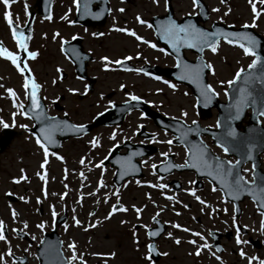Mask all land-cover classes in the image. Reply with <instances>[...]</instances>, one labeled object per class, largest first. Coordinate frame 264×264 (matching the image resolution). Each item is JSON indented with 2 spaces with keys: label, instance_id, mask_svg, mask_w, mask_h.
I'll return each mask as SVG.
<instances>
[{
  "label": "flooded vegetation",
  "instance_id": "obj_1",
  "mask_svg": "<svg viewBox=\"0 0 264 264\" xmlns=\"http://www.w3.org/2000/svg\"><path fill=\"white\" fill-rule=\"evenodd\" d=\"M161 1L160 5L159 0H76L75 3L74 0H15L10 3L8 11L14 26H29V51L32 50L31 42L35 28L56 20L57 25L52 28L51 35L60 41V51L61 46L63 47L62 41H69L78 36L82 39L84 49L88 51L83 56L89 54L93 61L95 55L86 47L88 40H111L115 34L136 40L126 32L117 31L123 28L134 31L142 38V32L147 31L148 35L143 40L148 39L152 44V22L158 18L162 21L163 16L170 15V19L177 24L186 14L193 15L198 20L204 17L197 15L195 7L192 12L179 15L176 8L178 1L167 0V5L165 0ZM159 7L163 10L159 11ZM4 11V6L0 3V46L16 54V43L3 19ZM137 16L146 23H139ZM210 16L212 17L211 13ZM211 21L213 20L201 24L208 27ZM227 23L237 26L233 22ZM62 27L73 30L69 35H62ZM67 50L74 54L71 49ZM148 51H154V48L150 47ZM142 57L136 53L132 56H120L115 58L113 64L116 60H129L134 64L156 63L150 59L141 61ZM0 67L3 68V72L0 71V84L3 85L6 100L11 102L6 91L8 82L2 79L3 76L9 79L14 76V66L0 57ZM109 67L111 69V63ZM52 107L64 112L61 105L59 109L55 108L59 107L58 104H52ZM93 116L90 120L79 123L90 122ZM153 131L149 142L156 149L154 153L141 158L142 175L124 180L120 184H114L111 177L108 183L98 187L101 193L89 191L100 197L98 200L93 199L89 205L79 203L75 208L73 205H64L57 210L56 206H53L52 210L47 212L46 195L42 201H25L17 197L10 200L5 196L10 205H6V212L5 205L0 206V221L3 222L6 237L5 240H0V254L10 250L11 255H5L4 264H67L73 251L76 253V259L72 264H248V258L252 256L258 258L252 264L264 260L260 253L264 250V228L261 226V219L264 220V217L259 216L257 219L244 216L246 211L243 201L239 212L232 202L224 199L213 182L198 176L192 169L181 170L173 167L161 176L152 165L157 166L167 158L174 165L181 164L186 158V148L176 143L166 132L158 129ZM157 132L167 134L166 141L171 140L172 143L163 144L158 141ZM203 139L215 153L218 151L209 137L203 136ZM162 153H168L167 157ZM159 184L166 187H155ZM96 186L98 185L94 187ZM196 197L205 203L201 204ZM58 203L57 201L56 205ZM19 204L23 210L14 209ZM113 205H116L117 209L123 206L127 210L114 211L109 217L108 213L112 211ZM135 209H140L139 216ZM13 212L16 213L15 217ZM41 224L43 227H38ZM173 224L180 227L173 228ZM73 230L76 231L73 233ZM149 232H155L156 235L150 236ZM193 232L200 233L204 239L193 236ZM168 233L172 235L169 236ZM237 234L241 241L247 243L237 244ZM176 239H179V244L175 243ZM189 240L196 243L190 244ZM205 242L210 247L202 249L198 256L195 255V249ZM70 243L74 244V249L68 247ZM148 245L153 247L151 253L148 252ZM38 248L40 258L37 255ZM217 248L220 251H217ZM241 251L246 254L243 258L239 254ZM146 255L150 258L146 259ZM217 256L219 260L216 259Z\"/></svg>",
  "mask_w": 264,
  "mask_h": 264
},
{
  "label": "rangeland",
  "instance_id": "obj_2",
  "mask_svg": "<svg viewBox=\"0 0 264 264\" xmlns=\"http://www.w3.org/2000/svg\"><path fill=\"white\" fill-rule=\"evenodd\" d=\"M159 1L161 5L162 1ZM175 1H178L176 8L179 15L192 12L194 9L190 0ZM206 3L211 9V19H221L225 22H234L237 25L252 23L249 0H225L223 2L206 0ZM157 9L163 10L162 7ZM213 9H217V11H213ZM257 9H261L259 3H257ZM55 21L35 28L31 51L36 52L37 55L34 59L26 60L28 67L35 74L41 86L42 98L51 114L62 113L52 107V102L57 100L63 106L62 111L71 120L78 123L84 122L90 120L110 102H120L128 98L129 95H137L166 116L187 121L200 120L196 113L195 99L184 85L165 78L156 79L133 72L110 69L109 64L113 65L115 58L132 56L133 53L142 55L141 61L150 59L160 65L171 62L166 54L159 53V48L155 43L152 42L156 46L154 51H148L149 44L130 37L125 39L117 34L111 40L104 38L88 40L86 47L90 48V51L95 55L94 60L89 64V70L97 80L94 91L86 98L78 99L76 94L84 91L85 84L74 77L72 65L60 52V41L51 35L52 28L57 25ZM255 24L256 26L253 28L264 36V12H261ZM72 30L62 27V35H69ZM142 35L143 38L147 37L148 32L144 31ZM102 57H106L110 62L107 70ZM251 58V56L244 55L241 47L225 43L219 44L215 52L206 54L208 64L212 65L208 81L219 99H225L227 81L233 79L235 72L246 67ZM59 68L68 73L64 80L59 78ZM0 71L3 72L2 67H0ZM1 74L3 76V73ZM2 80L8 82V84L6 83L7 88H11L15 96L11 97L12 102L6 100L3 85L0 84V118L16 131L10 144L0 153V206L5 205V212L6 205H10L5 198L6 192L14 193L18 199L25 201H42L46 197L49 202V204L46 203L47 212L52 210L53 206H56V210L64 205H73L75 208L79 203L89 205V202L100 199L89 191L95 190L98 191L97 193H101L98 186L94 187L95 184L98 185L100 181L106 184L113 175V170L110 167L100 165L107 151L116 142L123 139H134V132L141 124L146 125L149 130H154L151 123L139 112H132L121 127L99 126L81 138H69L56 153L48 151V160L42 169L40 165L44 161L43 149L39 148L34 138L29 135L27 127L31 126V123L23 117L20 110L21 104L26 101L22 76L14 66V76L11 79L3 76ZM169 83L174 84L175 89L170 88ZM121 85L124 87L121 88ZM182 112L186 115H181ZM215 114L216 112L213 110L211 116H204L202 123L214 124ZM21 125L25 127H21ZM157 134V140L166 144L164 141H166L167 134L163 132H157ZM94 139L98 141L96 147L90 143ZM57 156L62 159H57ZM81 159L84 160L83 164L80 163ZM21 169H23V173H21ZM37 173L45 175V180H40ZM22 174L25 179L14 183L13 180L19 179ZM57 201L59 203L56 205ZM243 206L246 211L244 216L259 218V213L251 202H244ZM14 209L23 210L20 204ZM74 231L76 230H73V233ZM260 253L264 256V250Z\"/></svg>",
  "mask_w": 264,
  "mask_h": 264
},
{
  "label": "snow or ice",
  "instance_id": "obj_3",
  "mask_svg": "<svg viewBox=\"0 0 264 264\" xmlns=\"http://www.w3.org/2000/svg\"><path fill=\"white\" fill-rule=\"evenodd\" d=\"M13 2H15V0H0V3L3 4L4 9H5V11L3 12V19L8 24V27L11 30V35H12L13 40L16 43L17 49L24 51L28 58L34 59L36 57L37 53L32 52V51H28L27 50V44L25 43V41L29 37L24 36L23 33H20L19 35L17 34L16 27L14 26L13 20L11 19V14L8 11L10 3H13ZM75 2H76V0H74V3ZM154 2H156V0H154ZM221 2H223V0H221ZM165 3L167 5V0H165ZM257 3H259L260 5H264V0H249V4L251 7V11H252V23L250 25H245L244 27H255L256 26V24H255L256 19L261 15V12H264V8H261L260 10L257 9ZM192 4H193V7H197L198 6V0H192ZM119 11H123V9H119ZM213 11H217V9H213ZM136 19L141 24L146 23L139 16H137ZM148 27H151V25H148ZM117 31L126 32L127 35L133 36L137 41H142L143 43L149 44V47H153V48L156 47L154 44H150L148 41H144L143 38L140 37L139 35H137L134 31L126 30L123 28L117 29ZM209 35H210L209 33L203 32L191 24L178 25L172 20H169L167 22V24L164 25L161 29V38L165 39L168 42L169 47H171L174 51H177L178 48L182 45H186L188 48H194V47H197L198 45H201V46H207L211 49L212 52H215L217 49V46L215 43L210 42ZM216 35H218V33H212L211 34V36H213V37ZM220 35H224L225 40L228 43H235L237 41H246V43H239L238 44V46L242 48L244 55H246V56H255L256 55L255 54V48L258 44V41H257L255 36L250 35L248 33H227V34H220ZM228 37H234L236 39L235 40H229ZM53 38L55 39V36ZM62 44H63V41H62ZM160 51H163V49H160ZM0 57L10 61L11 64L17 68V71L20 72L22 76L24 75L25 71L28 70L27 64H24L23 67H20L18 65V61L20 60V56L18 54H14L13 52L7 50L6 48H4L2 46H0ZM124 59H131V57H124ZM102 60L105 61L104 67L107 70L108 64L110 62L107 60L106 57H102ZM258 60H259V57L252 59L251 63H249V65H248V68L253 69L254 67H256ZM114 63L115 64H121L122 61L116 60ZM177 66H181V62H180L178 57H177ZM203 67H206L209 70L212 69L211 64H207V65H203V66L198 64L195 67L188 65V64H183V73L178 78L180 80L188 79V80H190V82L195 83L197 85V87L200 89V94L204 98L205 103L207 104L208 102L211 101L212 95H215V92L213 91V89L210 85L200 83V76H201V71H202ZM58 71H59V69H58ZM145 75H147V73H145ZM29 76H30V73H29ZM240 76H241V70H238L236 72L233 80L227 81V83L229 85H232L235 82V80L237 78H239ZM155 78L160 79L159 77H155ZM165 83H168V82L165 81ZM22 86L26 90V92H25L26 97L28 95L27 89L30 87L32 90L31 91V107H32V109L39 108L40 106L37 102V97H36V92L39 88V85L36 84L34 81H30V79L28 77H25ZM168 86L170 88L175 89L174 84L169 83ZM123 87H124V85H121V88H123ZM6 91L10 97L15 96V93L11 88L6 89ZM240 92L242 93V95L240 97V100L238 101L237 117L236 118H239L240 108L244 106V102H245V96L243 95V93L245 92V89L241 88ZM129 99L130 100H137L138 98L134 95H129ZM181 115H186V113L182 112ZM260 115L264 116V110L260 111ZM52 119L54 120L55 118H52ZM61 123H64V126L69 127V128H73L76 131H83L84 130V125H67L65 122H58L55 125H50L49 127L41 128L40 129V135L43 136L44 139L46 141H48L49 143H55V141L52 138V132L56 128H59ZM192 123L196 124V121H192ZM0 125H2L4 127H8V125L5 124L4 121H2V120H0ZM21 127H25V126L21 125ZM189 131H191V129H189ZM229 135H233V133L230 132ZM164 142L168 143V144L172 143L171 140H167ZM90 143H92L93 147H96L98 144V141H96L94 139ZM36 144L39 146V148L43 149V152H44V161L40 165V167L43 169L45 164L47 163V160H48V155H49L48 148L45 146L44 143L41 142V140L39 138L36 139ZM224 151L227 153L229 151V149L224 148ZM188 154H189V150L186 149V155H188ZM162 155L167 157L168 153H162ZM56 158L62 159L60 156H57ZM249 158H251V156H249ZM191 159H192V161H194L193 163H189L188 161H186L185 165H170V166L171 167L189 166V167H196L198 169L199 168L207 169V174L209 176H212L213 179L217 180L221 184V187L225 188L227 190V194H230L233 199L238 198L239 193L247 190L248 194L253 196L254 202H256L257 195H259L260 202L258 203V207L264 209V177H260V178L256 177L255 165L253 166V180L251 182H249L248 180L245 179V177L243 175L239 174V171L234 172V166H233L232 162H230V161H221L219 159L214 158V164H212L206 158L204 150L202 148L196 149L195 151H193L191 153ZM80 163L83 164L84 160L81 159ZM225 165H227V167ZM97 166H99V165H97ZM152 167L155 168L156 165H152ZM238 167H239V161H237L236 165H235L236 169H238ZM244 171L247 172L248 169H245ZM21 173H23V169H21ZM37 175L40 178V180H42V181L45 180V175H43L41 173H37ZM81 176H83V173H81ZM230 176L233 177L231 180L228 179V177H230ZM23 179H25V177L22 174L19 177V179H14L13 182L19 183V181L23 180ZM102 184H103V182L100 181L98 184V187L102 186ZM155 187L164 188L166 186L164 184H159V185H155ZM213 190H215V189H213ZM21 199H23V198H21ZM61 199H63V196H61ZM168 199H173V198L168 197ZM196 199L199 200V202L201 204L205 203L203 200H200L199 197H196ZM117 210L126 211L127 209H125L123 206H121L119 209H117L116 205H113L112 211H110L108 213V216L110 217L113 214V212L117 211ZM135 210L137 212V215L139 216L140 209H135ZM233 211L234 212L236 211L235 207H234ZM12 215H13V217H15L16 213L13 212ZM53 215H55L54 212H53ZM260 215L262 217H264V211H261ZM73 219H75V218H73ZM77 223H79V221H77ZM122 223H123V221H122ZM89 226L91 227L94 225H89ZM261 226H262V228H264V220L261 221ZM38 227H43V225L42 224L38 225ZM172 227L178 228L180 226L177 224H173ZM183 231L187 232V231H189V229H183ZM148 235L154 236V235H156V233L155 232H149ZM168 235L171 236L172 233H168ZM192 235L193 236H200V233L193 232ZM5 239H6V237H5L4 232H3V222L0 221V240H5ZM200 239L203 240L204 237L200 236ZM175 243L179 244L180 243L179 239H176ZM188 243L195 244L196 242L194 240H189ZM236 243L241 244V243H247V242L241 241L239 239V234H237ZM68 247L70 249H74L75 246H74V244L70 243ZM209 247L210 246L206 242L202 243L201 245H199L195 249L194 254L198 256L202 249H207ZM147 249H148V252L151 253L153 251L152 245H148ZM217 251H220V249L217 248ZM239 254L242 258L245 257V255H246L243 251H241ZM5 255L10 256L11 255L10 250L5 254H0V264H4ZM165 255H166V253H165ZM145 258L149 259L150 257L146 255ZM75 259H76V253L73 251V254L71 257H69L67 264H72V261ZM216 259L219 260L220 259L219 256H217ZM257 259L258 258L255 256L248 258V264H252V262L256 261ZM258 264H264V260H259Z\"/></svg>",
  "mask_w": 264,
  "mask_h": 264
},
{
  "label": "water",
  "instance_id": "obj_4",
  "mask_svg": "<svg viewBox=\"0 0 264 264\" xmlns=\"http://www.w3.org/2000/svg\"><path fill=\"white\" fill-rule=\"evenodd\" d=\"M199 8L201 5H198ZM201 10V8H200ZM192 18H185L183 21V25H192V21H190ZM168 22L167 19H165L163 22L157 21L155 23V33L160 42H164L166 48L172 52L176 59L177 57L179 58L181 62V66H177L175 68H160L157 66H152L150 67L152 72H154L157 75L164 74L168 77L174 78L178 82H183L186 85H188L194 95L197 98V108L199 112L201 113H208L210 108L212 106H215L218 108L219 113H218V121L217 124L219 125L217 129L214 130H208L210 135L214 138V141L221 145L223 148H228L229 151L227 153L229 154H234L238 157L239 161V167L238 169L235 168L236 163L233 164L234 166V172L239 171V174L241 175L240 172V166L243 162H245L248 159H255L258 152L260 150H264V130H261L258 127V115H260V111L264 110V39H262L257 33H252L250 32L249 27H242L239 29L238 33H248L250 35H253L256 37L258 44L255 48V58L259 57L258 63L256 67L253 69H249L248 67L244 70L241 71V76L235 80V82L232 85H229L226 95H227V102H220L217 98L216 95H212L211 101L208 102L207 104L205 103L204 98L200 94V89L197 87L195 83L190 82V80L185 79V80H180L178 77L183 73V64H188L193 67L196 65H205V61L202 58V51H201V56L198 58L197 62H188L183 56H182V48H188L186 45H182L178 48L177 51H174L171 47H169L168 42L165 39L161 38V29L164 25H166ZM216 25V24H214ZM206 33H209V40L211 43H215L217 38L219 36H211L212 33H217V28L211 29V30H206L203 31ZM27 37V36H26ZM229 40H235L236 38L234 37H228ZM78 41V40H76ZM242 43H246V41H238ZM27 43V40L25 41ZM207 46H201L198 45L197 47L191 48L192 50H201ZM209 48V47H208ZM64 52L72 57V59L75 61L76 57L69 51V50H64ZM76 65V72L79 76L88 78L85 71H84V66H81V62H74ZM208 68L203 67L201 71V76H200V83L201 84H207V78H206V72ZM26 77L30 79V81H33L32 76H29V73H26ZM94 78H89V89H92V84L94 83ZM243 88L245 89V92L243 95L245 96V102L244 106L240 108L239 112V118L237 117V106H238V101L240 100V97L242 93L240 92V89ZM28 99H29V105L31 107V88H28ZM39 90V88H38ZM38 90L36 92V97H37V102L39 106L42 104ZM211 95V94H210ZM134 107L141 108L144 112L145 115L151 117L155 123L165 129H171L174 127L175 123L178 121L175 119H170L167 117H164L160 115L158 112L153 111L150 109L146 104L142 103L140 100H132L131 102L124 103L122 105H117L114 106L113 110H108L106 113L99 115L98 117L95 118L94 124H89L87 126H84L83 131H76L73 128H69L64 126V123H61L60 127L57 130H54L52 132V138L55 141V143H49L44 139L43 136L40 135V129L41 128H46L49 127L50 125L45 123L38 122L37 127H35L33 130L37 133L38 137L40 140L51 150H56L61 142L62 139H65L69 134L73 135H79L80 133L87 132L90 130L93 126L98 125L99 123H114L116 121L121 120V116L124 112H127ZM247 108H251V114H250V123L244 128L243 131H238L237 126L241 122L242 117L244 115V112ZM32 109V107L30 108ZM39 110V108H36ZM42 109V105H41ZM38 110L32 109L31 112L35 114L34 118L36 122L39 120L47 119L44 117H41L37 112ZM116 113L118 114V118L115 119L112 117V115ZM56 121L58 122H65L67 125H70L69 122L64 118L57 119ZM258 122V123H257ZM233 133V135H229V133ZM58 133L59 137L56 138L55 134ZM9 141V136L5 135L3 140H0V151L3 150V148L6 146V144ZM114 154V153H113ZM251 156V158H249ZM225 161V160H223ZM213 164V163H212ZM227 167V165H225ZM119 167V166H118ZM132 170L135 169V167H131ZM128 174L130 173H121L119 170H117L116 176H115V181L119 182L123 178H125ZM233 177H228L229 180H231ZM219 183V182H218ZM221 186V184L219 183ZM247 187V186H246ZM222 191L224 192V195L228 198H231L230 194H227V190L225 188H222ZM247 191V190H245ZM257 202H260L259 195H257ZM262 209V208H261ZM264 210V209H263Z\"/></svg>",
  "mask_w": 264,
  "mask_h": 264
}]
</instances>
